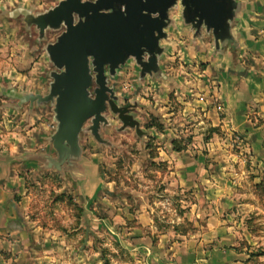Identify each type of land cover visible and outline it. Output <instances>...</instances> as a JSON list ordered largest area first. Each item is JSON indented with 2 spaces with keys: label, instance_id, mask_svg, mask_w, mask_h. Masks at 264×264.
Returning <instances> with one entry per match:
<instances>
[{
  "label": "crops",
  "instance_id": "obj_1",
  "mask_svg": "<svg viewBox=\"0 0 264 264\" xmlns=\"http://www.w3.org/2000/svg\"><path fill=\"white\" fill-rule=\"evenodd\" d=\"M41 1L0 0V85L10 80L15 99L51 83L43 75L51 65L49 42L40 39L29 18L51 8ZM237 1L229 37L219 47L212 33L203 29L196 35L178 19L173 36L167 30L162 42L158 96L166 105L163 95L172 92L176 105V111L165 112L168 125V120L175 125L151 133L156 159L169 170L160 175L162 195L116 191L82 146L79 159L56 169L54 114L40 111L39 125L15 132L13 139L7 116L18 112L0 107V264H102L101 257H115L116 264H239L244 255L236 249L240 233L234 217L245 218L255 206L245 200L254 199L252 193L239 190L246 176L235 167L248 161L263 165L264 158V0ZM127 66L145 84L158 85L154 76L142 79L134 62ZM238 152L249 153V159ZM39 166L74 176L81 212L73 230L70 217H62L67 208L55 209L60 227L44 228L32 218L23 173Z\"/></svg>",
  "mask_w": 264,
  "mask_h": 264
},
{
  "label": "water",
  "instance_id": "obj_2",
  "mask_svg": "<svg viewBox=\"0 0 264 264\" xmlns=\"http://www.w3.org/2000/svg\"><path fill=\"white\" fill-rule=\"evenodd\" d=\"M177 4L184 23L196 35L203 29L212 33L216 47L229 37L239 7L237 0H60L44 13L29 17L40 38L48 29H63L45 48L56 68L50 73L48 94L16 96L20 102L54 105L57 128L51 141L57 153V159H52L56 169L81 157L80 134L89 120L91 135L109 144L100 133L109 124L108 107L118 115L121 129L135 128L143 135L130 107L118 105L109 78L129 60L139 68L142 79L161 76L158 60L165 51L162 42L168 39L167 30L174 23L170 14Z\"/></svg>",
  "mask_w": 264,
  "mask_h": 264
},
{
  "label": "rangeland",
  "instance_id": "obj_3",
  "mask_svg": "<svg viewBox=\"0 0 264 264\" xmlns=\"http://www.w3.org/2000/svg\"><path fill=\"white\" fill-rule=\"evenodd\" d=\"M57 2L58 0H42L40 3L42 5L44 4V8H49L55 6ZM170 15L173 20L178 19L179 21H183L182 7L177 4L172 9ZM173 28L174 26L168 28L171 36L174 34ZM62 31L63 29H49L45 32L44 37L40 39L46 40L45 42L49 43L55 42ZM167 40L163 41V43H166ZM6 59L12 66L15 65L14 59L9 60L8 56ZM131 62L133 60H129V63ZM173 67L175 68V66ZM53 70H56V68L51 62L49 71L43 73L44 78L51 80V82L52 77L50 73ZM129 71L127 64H125L122 67L120 75L116 74L114 77L109 78V85L112 86L114 84L115 86L119 106L134 105L132 114L139 121L140 128L144 132L143 135L139 136L135 128L128 127L121 129L122 122L118 118V115L113 113L108 107L105 116L108 118L109 124L102 127L101 135L109 144L99 143L91 135L88 130V127L91 125L90 120L86 123L80 135V143L84 151V156L86 158H92V161L101 167L102 177L106 182L116 186V191L131 193V195L135 196L142 195V192L147 193L151 190L155 195H162L165 186L162 184V177L160 175L166 174L169 170L167 165L164 166L156 159L158 158L156 150L157 141L152 137L151 133L154 130L163 131L164 128H172L175 125V122L168 120L169 125H171L169 126L165 117L166 111L167 113L176 111L174 95L172 92L169 95H163V97L165 96L164 98L169 100L165 105L158 96L160 92L159 85L164 80L163 76L153 79L158 84L153 88L150 83L145 84L143 80L139 79L136 73L131 74ZM115 78H118V80L115 81ZM7 83L4 86H2L3 84L0 85V107L7 106L8 113L12 111L18 112L19 117L14 114L11 117L9 114L7 116L10 119V123H8V130H6L11 132L13 139H15V132L25 134L33 125H39L40 119L36 120V117L41 116L40 111H48L54 114V105L50 102L38 104L35 101L31 103L22 102L23 107H19L21 102L9 94L16 86ZM94 87L91 88L92 91ZM49 88L50 85H43L38 89L33 88L32 90L35 89L37 92L32 94L37 95L41 91V95H46L49 92ZM6 94L8 97H6ZM2 99H6L7 102ZM28 112L31 113V117L25 116L23 123L26 124H22L23 126L20 127L21 117L24 113L25 115H29ZM172 141L175 147L176 144L174 140ZM176 146L178 147L179 144ZM234 152L236 151L234 150ZM244 154L239 153L240 156H247L246 158L249 159V153ZM154 159L156 161H153ZM261 161L263 165H255L253 162L248 161L244 165L239 164L235 167V170H238V172L243 170L246 176L245 188H243L244 186H239V190L245 191L246 189L247 193L251 192L254 199L245 197V200L251 201L252 207L255 206L252 212L247 214L245 218H242L243 215L234 217L237 218L236 226L240 233L236 249L244 255V257L238 259L239 264H264V158ZM23 174L27 178L24 187L28 196L26 203L32 211V218H39L44 228H47L48 223H53L55 226L58 225L57 227H60L61 215H55V209L57 207L67 208V214H63L62 217H66L67 215L70 217V229L73 230L79 221L81 211L80 205L76 201L77 190L75 178L72 173L66 172L62 174L39 166L33 168L31 173L24 170ZM112 182L114 183L112 184ZM17 197L20 198L21 196L18 195ZM242 219L244 220L242 221ZM189 228L186 226V229ZM121 258L124 259V257ZM101 259L102 264H116L115 257H101ZM32 264L45 263L32 262Z\"/></svg>",
  "mask_w": 264,
  "mask_h": 264
},
{
  "label": "flooded vegetation",
  "instance_id": "obj_4",
  "mask_svg": "<svg viewBox=\"0 0 264 264\" xmlns=\"http://www.w3.org/2000/svg\"><path fill=\"white\" fill-rule=\"evenodd\" d=\"M127 106L130 107V111H129V112L132 113L133 110H134V105H130V104H128Z\"/></svg>",
  "mask_w": 264,
  "mask_h": 264
},
{
  "label": "trees",
  "instance_id": "obj_5",
  "mask_svg": "<svg viewBox=\"0 0 264 264\" xmlns=\"http://www.w3.org/2000/svg\"><path fill=\"white\" fill-rule=\"evenodd\" d=\"M175 148L179 150V148L175 145Z\"/></svg>",
  "mask_w": 264,
  "mask_h": 264
}]
</instances>
